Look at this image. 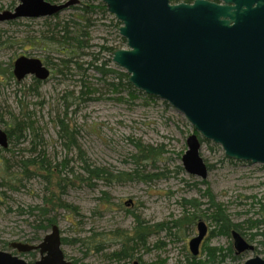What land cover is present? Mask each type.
I'll return each mask as SVG.
<instances>
[{
  "label": "rangeland",
  "instance_id": "rangeland-1",
  "mask_svg": "<svg viewBox=\"0 0 264 264\" xmlns=\"http://www.w3.org/2000/svg\"><path fill=\"white\" fill-rule=\"evenodd\" d=\"M69 1L60 0L57 4ZM99 1L94 0L89 5L97 7ZM83 2L81 0L80 6ZM19 4L20 0H0V12H13ZM77 14L78 11L71 8L62 11L58 19H19L17 24L0 22V129L6 131L12 127L15 118L32 126L24 142L14 147V153L27 156L37 135L46 157L59 169L51 181L36 176L24 180L18 191L0 187V250L19 256L27 263L39 260L38 253L32 257L5 247L14 242L27 244L39 236L42 241L51 230L36 233V218L20 214L18 209L26 211L42 206L45 197L59 196L61 192H64L61 194L63 202L79 209L75 213L59 208L50 215L55 217L62 238L66 239L62 250L72 264H134L139 261L137 258H141L142 264H180L192 254L189 243L197 235L200 220L209 227L201 252L204 245L228 247L232 241L223 236L211 237L212 228L201 217L185 233L173 230L174 236L165 232L151 236L147 247H139L131 262L119 263L111 258L121 245L114 234L133 232L137 224L135 215L151 225L178 221L184 214L185 200L196 199L205 204L202 209H206L202 194L208 188L216 194L217 201L225 205L233 220L242 222L249 210L255 211L251 204L264 198V165L232 163L226 159L221 146L207 142L201 148V155L207 165L213 166L208 178L202 180L185 172L182 158L188 149L186 139L195 131L189 120L163 99L150 100L144 94L109 89L94 70L88 69L90 56L101 53L105 45L128 48L119 33L122 24L108 11H96L90 17V48L81 62L84 69L90 71L85 74L74 69L67 76L51 75L39 88L34 85L33 76L18 82L11 74L16 60L26 57L45 61L49 55L39 48L37 41L43 35L55 33L52 30L55 25L71 24ZM104 57L113 59L108 53ZM111 67L118 66L112 61ZM84 84L86 94L82 91ZM60 121L69 126L87 161L111 172L110 182L95 181V186H91L90 182L81 181L80 157L71 149L68 138H61ZM136 142L154 147L161 154L141 165L136 162ZM24 149L27 151L21 153ZM11 155L2 154L8 160ZM64 162L66 168L62 165ZM138 168L150 178L120 180L124 175H133ZM2 177L7 178L4 164L0 165V183ZM4 192L6 195L2 198ZM39 242L30 244L39 245ZM249 243L255 246V251L242 254L243 263L257 255L264 259L262 248L256 242ZM223 264L232 262L228 260Z\"/></svg>",
  "mask_w": 264,
  "mask_h": 264
},
{
  "label": "water",
  "instance_id": "water-1",
  "mask_svg": "<svg viewBox=\"0 0 264 264\" xmlns=\"http://www.w3.org/2000/svg\"><path fill=\"white\" fill-rule=\"evenodd\" d=\"M101 1L122 24L119 33L128 45L113 52L114 64L126 71L134 88L166 101L195 130L186 139L185 172L208 178L202 139L221 146L228 159L264 165V0ZM78 3L20 0L15 11L0 12V22L50 18ZM13 72L18 82L51 76L37 58L20 57ZM8 146V134L0 129V148ZM197 225L189 243L194 257L209 231L204 221ZM233 234L238 254L255 251L240 234ZM61 239L54 225L39 245L11 243L19 253L38 252L39 260L27 263L0 250V264H72ZM244 264H264V259L257 255Z\"/></svg>",
  "mask_w": 264,
  "mask_h": 264
},
{
  "label": "trees",
  "instance_id": "trees-1",
  "mask_svg": "<svg viewBox=\"0 0 264 264\" xmlns=\"http://www.w3.org/2000/svg\"><path fill=\"white\" fill-rule=\"evenodd\" d=\"M47 1L49 3H57L60 0ZM83 1L85 5L82 3V6H80L81 0H79L77 5L71 6L72 9L78 11L76 19H74L71 24L64 23L62 27H60V24H57L55 25V28L52 29L55 31V33L53 32L50 36L43 35V37L37 41L39 48L44 49L45 53L49 55L45 59L44 64L48 68H51V75L67 76L68 74H72L74 69L82 71L86 74V72L90 71L88 69H92L100 76L98 79L103 82V85L106 84L107 86L108 84L109 89L115 92L125 89L133 95L144 94L146 98H149L150 100H156V97L149 96L146 93L134 88L129 82L127 73L122 72L117 66V68L111 67L113 59L111 60L110 58L104 57L107 53L111 56L113 52L117 51V49L121 47L115 48L105 45L102 47L101 53L90 56L91 61L88 62V69H84L81 62L83 57L87 56V50L90 48L89 28L92 24L90 17L96 11H101L102 13L107 12V6L102 3L101 0L99 1V5L97 7L95 5H89L91 2L94 3V0ZM194 1L195 0H171L173 4H190ZM55 17L58 19L59 15L50 18ZM50 18L46 19L49 20ZM18 20H12L8 22L11 24H17ZM59 27L61 29H59ZM123 43H126L124 38ZM11 74L14 75L13 72H11ZM109 79H114V81L109 82ZM33 80L34 85H36L37 88L43 84V81L38 80L36 77H33ZM86 87V84H84L82 87L83 94H86L85 90L83 89ZM60 124L61 129L59 134L61 135V138L62 136H65V139L68 138V143L73 146L71 149L74 150L75 153L80 157V166L82 169L81 181L90 182L91 186H95V181L104 180L110 182L109 178L111 177V172L104 167L99 168L91 165L90 162L87 161V158H85L84 152L82 151L80 145H78V140H76V137L70 133L69 126L63 124L62 121H60ZM11 126L12 127L6 130L9 137V146L8 148H0V165L4 164L6 177L12 178L13 180H7V178L2 177L3 182L0 183V187H6L10 191H18L19 186L23 184L24 180L26 181L34 179L36 176L41 177L46 182L53 180L55 178L54 175L57 174V171L59 170L58 165L54 166L50 159L46 157L45 151L42 149L43 143L40 139H38L37 135L30 144L32 148L28 151L27 156H18L14 153V147L24 142V140L27 138L26 133L32 129V126H29L25 124L24 121H19V119L16 118L12 122ZM207 142L211 141L202 139V145L206 144ZM135 147L138 151L136 162L141 165L143 163L146 164L154 158H157L158 155L161 154L159 150L154 147H149L143 142H136ZM24 151L27 150H20L21 153ZM3 153H11V159L8 160L4 158V156H2ZM226 159L228 158L226 157ZM235 162L237 161L232 160V163ZM62 165L64 168H66V162H64ZM207 166L209 170L213 168V166L210 164ZM142 167L140 166L139 168ZM139 168L133 172V175L123 174L125 177L120 178V180H133V178H141V180H146L147 178H150L145 174L143 175L142 172L140 173ZM13 169L16 170L13 171ZM201 183L206 184V182ZM61 186L62 185L60 184V187ZM61 194H64V192H61L59 196L52 194L48 199L45 197L46 199L42 206L30 207L26 211L23 209H18V212L20 214H28L29 216L36 218L35 222L38 224L35 226L36 233L39 231L45 232L49 229L51 230L52 227L57 224L55 217H50L53 210L62 208L68 211L71 210V212L75 213H78L79 210L72 204L69 205L63 202L61 199ZM103 194L107 196L106 193L103 192ZM5 195V192L2 193V198H4ZM202 196L206 200L205 203H207L206 209H202L205 204H202V202L196 199L185 200L183 203L184 214L178 219V221L175 222L168 221L151 225L135 215L137 224L133 232L129 233L121 231L114 234L115 237L121 242V245L119 250L111 255V258L114 261H118L119 263H122L126 260L131 262L136 258L138 251L137 249L139 247H147L148 240L151 236L164 232L166 235L174 236L175 233L173 230L184 231L185 233L187 229L194 227L196 221L201 217L205 218L212 228L210 231L211 237L223 236L228 240H231L232 243H230L228 247L204 245L201 252L202 254L200 256L194 257L192 254L187 255L185 261L181 262L180 264H223L228 260H230L232 264H244V256L237 253L234 245V232H237L243 238H248L249 242H256L262 248L261 252L264 254V198L259 200V203H255L254 205L251 204V209H254L255 211L252 210V212L249 210L247 217L242 222H235L232 216L228 213L225 205L217 201L216 194L210 188L205 190ZM109 202L111 201L107 200V203ZM190 210H193V212ZM200 212L203 215L199 214ZM36 239L37 240L32 242L41 241L40 236ZM32 242L28 241V243ZM61 242L63 244L67 243L66 239L64 238L61 239ZM5 248H12V245L7 244ZM29 255L36 257L38 254L37 252H29ZM137 260H139V263L142 264L141 258H137Z\"/></svg>",
  "mask_w": 264,
  "mask_h": 264
}]
</instances>
